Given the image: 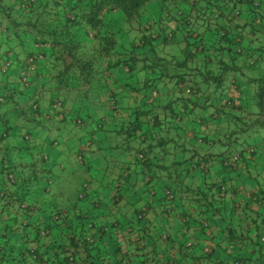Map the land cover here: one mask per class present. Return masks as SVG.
<instances>
[{
    "label": "trees",
    "instance_id": "obj_1",
    "mask_svg": "<svg viewBox=\"0 0 264 264\" xmlns=\"http://www.w3.org/2000/svg\"><path fill=\"white\" fill-rule=\"evenodd\" d=\"M164 1L0 0V264L106 263L80 226L77 205L90 189L84 167L92 144L112 142L105 147L112 153L123 135L128 144H140L134 152L143 162L166 144L189 157L210 141L231 152L232 140L241 136L245 143L258 127L264 131V76L246 75L235 62L254 66L252 53L263 46L250 54L228 27L245 6L257 16L258 1L172 0L171 9ZM178 41L183 59L174 61L167 48ZM229 81L243 82L246 91L249 85V94L236 101L226 96ZM199 95L214 99L217 119L227 118L222 136L195 130L193 117L210 104ZM148 124L170 138L147 137ZM61 144L75 163L71 168L53 156L65 149ZM229 154L220 162L234 170L239 154L233 161ZM177 249L189 261L196 252L187 237ZM182 257L174 264H186Z\"/></svg>",
    "mask_w": 264,
    "mask_h": 264
},
{
    "label": "crops",
    "instance_id": "obj_2",
    "mask_svg": "<svg viewBox=\"0 0 264 264\" xmlns=\"http://www.w3.org/2000/svg\"><path fill=\"white\" fill-rule=\"evenodd\" d=\"M163 5L168 9L174 6L172 0H165ZM246 8L239 17H232L228 27L251 54L260 44L258 39L264 40V26L259 16H253ZM202 35L208 39V29ZM217 56H221L220 52ZM248 86L246 91L243 82L237 86L235 81H229L222 92L236 101L244 98L242 92L249 94ZM199 96L210 104L202 111H194L198 113L193 117L194 125H198L195 130L206 133L208 138L222 136L226 133L227 118L217 119L214 99ZM149 126L147 137H154L155 141L159 135L165 139L172 134L156 125ZM122 137L114 140L112 153H105L106 145L111 149L112 142L94 143L87 149L91 162L84 167V175L90 181V189L77 203L83 215L80 226L99 248L98 254L105 258V264H130L144 259L149 264H174L183 255L177 249L183 237L191 240L196 251L191 261L188 256L181 258L182 262L188 259L186 264H233L235 259L243 264H264V138L252 151L249 147L253 145L239 144L241 140L237 138L228 145L236 146L231 152H224L219 141L206 142L191 157L187 150L177 152L178 149L163 144L162 153H148L142 162L134 152L140 144H128ZM65 144V149L56 148L53 156L64 167L71 168L75 163ZM221 151L219 157L214 156ZM201 154L206 156L202 158ZM228 154H239L234 170L225 169L220 162ZM165 191L173 195L171 202L166 201ZM137 213L142 216L138 221L134 219ZM99 226L101 234L97 237ZM183 229L187 231L185 236ZM84 253L85 250L81 255Z\"/></svg>",
    "mask_w": 264,
    "mask_h": 264
},
{
    "label": "rangeland",
    "instance_id": "obj_3",
    "mask_svg": "<svg viewBox=\"0 0 264 264\" xmlns=\"http://www.w3.org/2000/svg\"><path fill=\"white\" fill-rule=\"evenodd\" d=\"M255 1H258V8H257V16H259L260 20H261V25L264 26V0H255ZM189 40V39H188ZM190 41V40H189ZM261 46H263L262 50H254L253 53H252V57L257 61L255 63L254 66H249V67H246L245 64L241 63L242 61L238 58L235 62L236 63H239V66H240V70L242 71V73L246 74V75H252V76H264V40L261 38V39H258ZM184 46V42L183 41H178V42H175L174 44L172 45H168V48L167 50H169L168 54H173V60L176 61V60H182L183 59V51L180 50L181 47ZM159 51H161V47L159 48ZM173 67V65H172ZM176 68V67H175ZM174 70L176 72L179 71V69L177 70V68ZM169 70H171V66H169L168 68ZM168 86H171L170 84H168ZM212 92H214L213 94H216V92L213 90V87L211 88ZM211 90L209 92H211ZM175 94V93H173ZM69 106V105H67ZM249 109L248 110H253L252 108H255L253 107V105H248L247 106ZM66 108V107H65ZM261 127H258V133L256 136H253V133H249L250 136L249 137H246L245 138V143L247 145H253L255 146V144H257V142H259L262 138H264V131L263 129L260 130ZM247 129H250V128H247ZM237 139L241 140L242 141V138L241 136L237 137ZM242 142H240L239 144H241ZM260 145V144H259ZM236 148V146H230L228 148Z\"/></svg>",
    "mask_w": 264,
    "mask_h": 264
},
{
    "label": "clouds",
    "instance_id": "obj_4",
    "mask_svg": "<svg viewBox=\"0 0 264 264\" xmlns=\"http://www.w3.org/2000/svg\"><path fill=\"white\" fill-rule=\"evenodd\" d=\"M85 185V184H84ZM165 194L166 195H168V197H169V195H171V193H169L168 191H165ZM142 218V217H141ZM41 233V235H43V234H45L46 233V231L45 230H42V232H40Z\"/></svg>",
    "mask_w": 264,
    "mask_h": 264
},
{
    "label": "built area",
    "instance_id": "obj_5",
    "mask_svg": "<svg viewBox=\"0 0 264 264\" xmlns=\"http://www.w3.org/2000/svg\"><path fill=\"white\" fill-rule=\"evenodd\" d=\"M237 158V156H236V154L235 155H232L231 157H230V161L232 160H235Z\"/></svg>",
    "mask_w": 264,
    "mask_h": 264
}]
</instances>
